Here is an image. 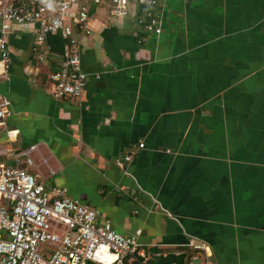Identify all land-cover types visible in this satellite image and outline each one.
I'll return each mask as SVG.
<instances>
[{"label":"crops","instance_id":"obj_1","mask_svg":"<svg viewBox=\"0 0 264 264\" xmlns=\"http://www.w3.org/2000/svg\"><path fill=\"white\" fill-rule=\"evenodd\" d=\"M148 3L130 0L125 18L91 9L76 103L52 98L57 57L31 71L33 28H14L0 167L36 147L46 188L138 234L150 264L183 253L184 264H264V0H165L158 37L136 25ZM139 143L124 172L115 161Z\"/></svg>","mask_w":264,"mask_h":264},{"label":"built area","instance_id":"obj_2","mask_svg":"<svg viewBox=\"0 0 264 264\" xmlns=\"http://www.w3.org/2000/svg\"><path fill=\"white\" fill-rule=\"evenodd\" d=\"M148 8L136 25L158 37L163 29L160 16L165 0H148ZM111 5L120 18L130 15V0H0V81H8L12 68L9 41L14 28L31 26V71L57 57L48 73L52 98L76 103L87 86L80 46L89 38L91 9ZM59 36L64 42L56 54L49 43ZM9 100L0 94V131L10 116ZM144 144L128 151L115 165H127ZM31 147L12 156L11 167H0V264H150L138 243V234H118L108 222L98 223L99 212L67 196L65 188H46L34 171ZM188 247L204 252V245ZM196 256V255H195ZM195 256L189 257L192 262ZM189 264H192V263Z\"/></svg>","mask_w":264,"mask_h":264},{"label":"water","instance_id":"obj_3","mask_svg":"<svg viewBox=\"0 0 264 264\" xmlns=\"http://www.w3.org/2000/svg\"><path fill=\"white\" fill-rule=\"evenodd\" d=\"M188 257V254H167L163 255H151V258L154 264H184L185 259ZM182 260V262H181Z\"/></svg>","mask_w":264,"mask_h":264},{"label":"trees","instance_id":"obj_4","mask_svg":"<svg viewBox=\"0 0 264 264\" xmlns=\"http://www.w3.org/2000/svg\"><path fill=\"white\" fill-rule=\"evenodd\" d=\"M49 42L52 43V50L55 53H62L64 42L61 40L59 36L51 37Z\"/></svg>","mask_w":264,"mask_h":264},{"label":"rangeland","instance_id":"obj_5","mask_svg":"<svg viewBox=\"0 0 264 264\" xmlns=\"http://www.w3.org/2000/svg\"><path fill=\"white\" fill-rule=\"evenodd\" d=\"M193 264H198V262L197 261H193Z\"/></svg>","mask_w":264,"mask_h":264}]
</instances>
